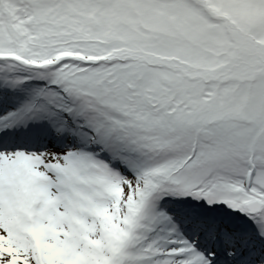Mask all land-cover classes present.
Here are the masks:
<instances>
[{
    "label": "snow or ice",
    "instance_id": "snow-or-ice-1",
    "mask_svg": "<svg viewBox=\"0 0 264 264\" xmlns=\"http://www.w3.org/2000/svg\"><path fill=\"white\" fill-rule=\"evenodd\" d=\"M0 264H264V0H0Z\"/></svg>",
    "mask_w": 264,
    "mask_h": 264
}]
</instances>
